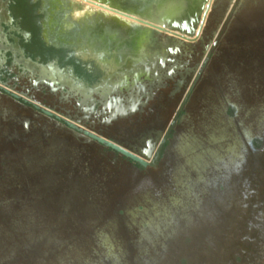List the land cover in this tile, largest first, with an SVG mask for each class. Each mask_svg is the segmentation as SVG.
Here are the masks:
<instances>
[{
  "label": "rangeland",
  "instance_id": "rangeland-1",
  "mask_svg": "<svg viewBox=\"0 0 264 264\" xmlns=\"http://www.w3.org/2000/svg\"><path fill=\"white\" fill-rule=\"evenodd\" d=\"M54 1L52 24L90 23L93 6ZM213 30L159 169L53 123L8 144L0 127V264H264V0H212ZM151 40L139 28L137 57Z\"/></svg>",
  "mask_w": 264,
  "mask_h": 264
},
{
  "label": "flooded vegetation",
  "instance_id": "flooded-vegetation-1",
  "mask_svg": "<svg viewBox=\"0 0 264 264\" xmlns=\"http://www.w3.org/2000/svg\"><path fill=\"white\" fill-rule=\"evenodd\" d=\"M77 1L95 8L83 13L90 23L81 25V31L80 25L64 29L52 24L54 0H39L37 9L32 7V0H0V35L6 36V41L0 39V45L13 52L12 57L6 53V59L0 56V68H5L0 78L20 96L16 99L0 90V127L11 129L4 144L31 139L32 134L46 130V123H53L107 148L135 168L159 169L165 165L176 124L216 44V32L204 34L203 25L196 38L189 41L135 20L156 19L153 13L168 0H97L105 8ZM200 8V3L191 8L183 1L181 12L190 15L189 27L194 33ZM110 11L130 18V24L120 19L117 22ZM142 27L152 30L150 43L160 50L137 57L138 51L131 48L139 46L137 33ZM67 28L75 32L72 38ZM48 33H52L51 42L44 40ZM198 49L200 54L195 59ZM207 51L209 56L201 68ZM141 71V81L132 82V75ZM179 96L177 108L186 97L185 103L165 136L176 110L168 122L165 112L174 107ZM34 105L50 110L58 119ZM66 123L92 130L127 149L150 151L151 156L158 151L155 164L141 167ZM43 137H49V133Z\"/></svg>",
  "mask_w": 264,
  "mask_h": 264
},
{
  "label": "water",
  "instance_id": "water-1",
  "mask_svg": "<svg viewBox=\"0 0 264 264\" xmlns=\"http://www.w3.org/2000/svg\"><path fill=\"white\" fill-rule=\"evenodd\" d=\"M83 1H86L88 3L94 4L96 6H100L103 8L106 7L102 2H99L97 0H83ZM183 1L188 2L191 5V8H193V5H198L200 3L201 17H200L199 26L197 28L196 33H194L193 28L189 27L190 15L188 14V12L186 13L181 12ZM211 3H212V0H168V2L162 4L159 7V10L157 12L153 13L156 19H152V20L135 19V20L144 25L151 26L163 32H167L175 36H178L182 39L190 41L196 38L202 26L204 25L206 16L208 14V11L210 10ZM176 7H178V10H174ZM227 18L225 19L223 26L227 22ZM220 32L221 31H219V33ZM0 39H2L3 41H6V36L4 37L0 35ZM6 53H9L11 57L13 56L12 50H9V49L5 50L2 47V45H0V56H3V58L6 59ZM208 56H209V52L207 51L205 58L201 64V68L204 66ZM4 69L5 68H0V71ZM144 73H145V77L147 78L148 74L146 72ZM142 74H143L142 71L136 73V75L133 74L132 82L141 81ZM192 86L193 84L191 85L190 89L192 88ZM0 90L13 98H16V99L20 98V96L13 90V88H10V86L7 85L6 82L2 81L1 78H0ZM185 100H186V97L184 98L180 106L176 109L175 114L167 127L165 136L174 126L176 118L179 115L180 111L182 110ZM34 108H36L37 110L41 111L42 113L46 115L54 116L56 119H58V115H54L50 110L46 108L40 107L38 105H34ZM66 124L70 128H73L79 133H81L82 135L86 136L87 138L92 139L96 141L97 143H100L104 145L105 147H108L116 151L117 153L121 154L122 156L126 158H129L130 160L134 161L141 167H146L148 165L154 166L155 164L156 158L158 156V151H156L155 154L151 156L150 151L127 149L121 146V144H119L117 141L101 136L93 132L92 130L79 127L75 125L74 123H66Z\"/></svg>",
  "mask_w": 264,
  "mask_h": 264
},
{
  "label": "bare ground",
  "instance_id": "bare-ground-1",
  "mask_svg": "<svg viewBox=\"0 0 264 264\" xmlns=\"http://www.w3.org/2000/svg\"><path fill=\"white\" fill-rule=\"evenodd\" d=\"M74 8V7H73ZM76 11V10H75ZM111 12V17H113V18H115L116 20H117V22H119V19L121 20V21H123L125 24H130V22H129V20L128 19H130V18H126V19H124V18H122V16L120 15V14H117V13H114V12H112V11H110ZM69 13V12H68ZM124 17V16H123ZM75 19V18H74ZM134 20V19H133ZM70 21V20H69ZM69 23V22H68ZM81 23V22H80ZM64 25V24H63ZM66 27V26H65Z\"/></svg>",
  "mask_w": 264,
  "mask_h": 264
},
{
  "label": "crops",
  "instance_id": "crops-1",
  "mask_svg": "<svg viewBox=\"0 0 264 264\" xmlns=\"http://www.w3.org/2000/svg\"><path fill=\"white\" fill-rule=\"evenodd\" d=\"M52 33H48L47 35H44V40L46 41V42H51V40H52ZM3 100L5 101L6 99L5 98H3ZM0 105H1V102H0Z\"/></svg>",
  "mask_w": 264,
  "mask_h": 264
},
{
  "label": "trees",
  "instance_id": "trees-1",
  "mask_svg": "<svg viewBox=\"0 0 264 264\" xmlns=\"http://www.w3.org/2000/svg\"><path fill=\"white\" fill-rule=\"evenodd\" d=\"M2 214L1 210H0V215Z\"/></svg>",
  "mask_w": 264,
  "mask_h": 264
}]
</instances>
